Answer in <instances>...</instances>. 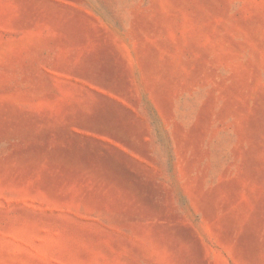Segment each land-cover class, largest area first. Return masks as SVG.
<instances>
[{
    "label": "rangeland",
    "instance_id": "374dc122",
    "mask_svg": "<svg viewBox=\"0 0 264 264\" xmlns=\"http://www.w3.org/2000/svg\"><path fill=\"white\" fill-rule=\"evenodd\" d=\"M0 264H264V0H0Z\"/></svg>",
    "mask_w": 264,
    "mask_h": 264
}]
</instances>
